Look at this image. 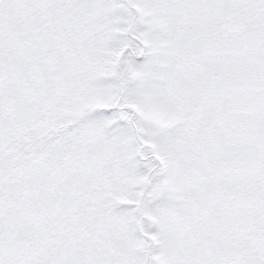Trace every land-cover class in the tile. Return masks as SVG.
Instances as JSON below:
<instances>
[{
  "label": "snow or ice",
  "instance_id": "1",
  "mask_svg": "<svg viewBox=\"0 0 264 264\" xmlns=\"http://www.w3.org/2000/svg\"><path fill=\"white\" fill-rule=\"evenodd\" d=\"M0 264H264V0H0Z\"/></svg>",
  "mask_w": 264,
  "mask_h": 264
}]
</instances>
